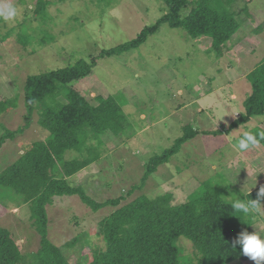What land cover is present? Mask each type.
I'll return each instance as SVG.
<instances>
[{
	"label": "rangeland",
	"instance_id": "374dc122",
	"mask_svg": "<svg viewBox=\"0 0 264 264\" xmlns=\"http://www.w3.org/2000/svg\"><path fill=\"white\" fill-rule=\"evenodd\" d=\"M35 1L0 0L20 10L13 22H0V97L16 102L0 115V137L7 131H19L0 150V171L16 161L25 147L50 138L38 124L37 111L27 121L28 77L73 66L81 59L89 62L102 50L137 38L168 12L164 0H119L114 7L109 1L46 0L49 7L40 16ZM245 6L250 17L229 42L225 56L217 58L204 50L210 43L200 46L185 29L163 23L140 47L100 59L92 76L70 84L93 104L98 96H115L128 115L123 134L116 137L107 132L102 137L101 159L69 178L71 184H82L100 202L123 196L121 206L141 195L155 198L165 193L173 194L175 204L184 203L208 182L232 202L264 184L261 145L245 152L232 147L243 131H264V120L257 119L264 115L227 133L244 112V101L252 92L247 76L264 60V26L260 35L255 33L264 25V0H235L226 9L232 12ZM58 99L65 102L63 96ZM185 126L199 135L143 183L148 162L171 148L184 135ZM215 130L223 135L202 134ZM78 157L73 150L65 154L66 160ZM258 175L263 179L256 178ZM117 208L95 212L77 195L55 199L47 206L49 238L63 248L71 264H90L92 251L105 248L98 234L99 222ZM0 226L13 233L22 254L39 250L40 236L31 220L30 205H22L11 188H0ZM252 230L264 232V216L256 215ZM76 238L75 246L64 247ZM178 245L184 261L196 262L191 241L181 237ZM228 264L255 261L249 258Z\"/></svg>",
	"mask_w": 264,
	"mask_h": 264
},
{
	"label": "trees",
	"instance_id": "16d2710c",
	"mask_svg": "<svg viewBox=\"0 0 264 264\" xmlns=\"http://www.w3.org/2000/svg\"><path fill=\"white\" fill-rule=\"evenodd\" d=\"M99 4L114 7L119 0H97ZM166 15L154 26L146 27L137 38L119 46L104 49L90 61L79 60L73 66L58 68L28 77L25 103L29 112L27 121L37 111L38 124L50 133V138L25 147L23 154L0 171V188H11L20 196L22 205L29 204L33 226L40 236L37 252L22 254L20 245L11 231L0 226V264H71L62 247L49 238L47 206L55 199L79 196L95 212L105 207H119L104 217L98 225V234L105 248L92 251L90 264H228L248 261L240 245L232 247L238 234L252 233L256 215L245 216L236 212L211 182L205 183L187 202L175 204L173 194L155 198L141 195L122 205L123 196L100 202L89 196L82 184H71L68 179L79 174L102 156V137L111 132L120 137L125 131L128 115L115 96H98L97 104L90 102L80 91L70 86L74 81L89 78L100 59L119 56L143 45L163 23L172 28H183L194 39L212 40L210 54L221 57L230 49L229 42L250 17L248 8L229 12L227 4L235 0H164ZM35 10L44 15L49 2L36 0ZM226 4V6H224ZM188 11L187 15L183 12ZM264 25L259 26L260 34ZM252 92L244 101V112L231 123L228 132L247 124L253 117L264 115V60L247 76ZM63 96L65 102L58 97ZM15 100L0 97V115L15 106ZM21 131V130H20ZM262 131L260 129L253 132ZM19 131H7L0 137V150L6 141L16 138ZM174 145L148 162L142 182L168 163L182 146L199 135L190 126ZM204 135H223L220 130L204 131ZM259 145L264 147V141ZM78 158L65 159L68 151ZM84 184V183H83ZM136 186L130 190V194ZM259 188L240 199H256ZM181 237L192 242L196 262L184 261L178 245ZM79 238L64 247L75 246ZM77 264H83L79 262Z\"/></svg>",
	"mask_w": 264,
	"mask_h": 264
},
{
	"label": "clouds",
	"instance_id": "9594fccd",
	"mask_svg": "<svg viewBox=\"0 0 264 264\" xmlns=\"http://www.w3.org/2000/svg\"><path fill=\"white\" fill-rule=\"evenodd\" d=\"M20 14V10L11 3H0V22H13ZM225 117V116H224ZM222 117L220 121L223 120ZM259 120H264V117H257ZM227 125V121H224ZM261 141H264V131L245 130L232 146L233 150L245 152L250 148L259 146ZM256 185V183H255ZM231 207L238 213H243L245 216L252 214L264 216V186H260L256 194V199H250L247 202L241 200L238 196L231 203ZM240 245L242 254L247 256L255 264H264V232L255 230L249 233L246 229L241 231L237 238L233 241L232 247Z\"/></svg>",
	"mask_w": 264,
	"mask_h": 264
},
{
	"label": "crops",
	"instance_id": "0c3cea01",
	"mask_svg": "<svg viewBox=\"0 0 264 264\" xmlns=\"http://www.w3.org/2000/svg\"><path fill=\"white\" fill-rule=\"evenodd\" d=\"M262 17H260V19H261ZM259 20V19H258ZM258 35H260V34H258ZM196 41V43L198 44V45H200V46H202V43L201 42H208V43H210L208 46L209 47H205V49L204 50H206V51H208V49L211 47V45H212V40L210 39V38H206V39H197V40H195ZM210 41V42H209ZM243 41V40H242ZM241 41V42H242ZM206 46V45H205ZM264 122V121H263ZM261 147L264 149V147L261 145ZM264 151V150H263ZM261 155H263V153H261ZM81 173V172H80ZM79 173V174H80ZM78 175V174H77ZM77 175H75V176H77ZM75 176H73V177H71L72 179H74V177ZM256 178H258V179H263V176H260V175H258ZM253 181V180H252ZM264 184H257L256 185V187L255 188H253L251 191H253L254 189H257V188H259L260 186H263Z\"/></svg>",
	"mask_w": 264,
	"mask_h": 264
}]
</instances>
